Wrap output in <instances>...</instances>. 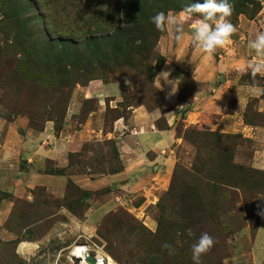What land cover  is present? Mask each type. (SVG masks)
Instances as JSON below:
<instances>
[{
    "label": "rangeland",
    "instance_id": "obj_1",
    "mask_svg": "<svg viewBox=\"0 0 264 264\" xmlns=\"http://www.w3.org/2000/svg\"><path fill=\"white\" fill-rule=\"evenodd\" d=\"M123 1L0 0V126L25 121L36 136L46 120H54L57 130L66 122L67 128L64 126L61 132L67 135L75 132L87 113L98 111L99 104L103 110L97 112L93 127H100L108 136L115 123L124 120L115 121L116 116L128 117L133 107L160 109L163 115L171 110L152 84V71L144 75L135 66L113 57L92 60L79 71L73 66L72 50L63 58L55 57L56 41L79 45L121 26ZM154 1L159 0L150 3ZM162 1V8L173 14L186 5L204 3ZM254 2L251 6L245 4L253 19L232 11L228 19L236 31L223 50L249 33L244 25L243 30L239 28L241 19L252 22L257 35L264 32V0ZM156 51L161 55L158 48ZM239 78L240 83H264V77L249 70ZM93 81L103 85V95L124 81L121 98L112 105L115 107L108 106L109 100L105 106L104 102L81 96ZM193 86V81L187 79L183 98L191 99ZM75 93L80 94L79 99ZM75 105L81 107V115V111L72 114ZM260 111L257 100L248 101L244 115L247 126L264 127V112ZM165 121L161 118L158 126L163 128ZM174 129L181 140L171 153L174 166L167 184L161 179H149L123 197L127 192L88 191L84 188H93L87 186V181H69L63 191L36 187L26 197L10 196L12 211L4 226L15 238L0 241V264H78L72 261L71 247L83 237L90 247L77 246L97 253L100 264H107L108 259L116 264H193L191 246L205 232L214 244L201 256V264H264V232L260 230L264 221L260 214L264 212V143L259 149L250 135L210 131L185 121H179ZM107 136L87 135L88 140L81 141L85 138L82 131L77 140L79 153L70 156L68 166L59 168L47 161L44 170H52V174L61 170L63 175L75 177L89 174L91 178L120 170L122 161L116 142ZM138 169L134 166L132 171ZM208 175L213 177L206 178ZM164 244H171L175 254L169 256ZM26 250L33 252L24 254Z\"/></svg>",
    "mask_w": 264,
    "mask_h": 264
},
{
    "label": "crops",
    "instance_id": "obj_2",
    "mask_svg": "<svg viewBox=\"0 0 264 264\" xmlns=\"http://www.w3.org/2000/svg\"><path fill=\"white\" fill-rule=\"evenodd\" d=\"M191 23L192 21L184 23L185 38L180 44H177L169 30L159 40L157 47L159 53L166 59L160 72L171 71L170 79L182 77L177 93L170 99H166L170 91L169 86L161 82L164 90L159 92L171 107L167 114L163 115L160 109L133 107L126 121L119 120L117 124L114 122L115 128L113 127L108 136L100 127H93L94 122L97 121V112L103 110L100 109L99 104L98 111L89 113L86 120L81 125H77L75 132H69L67 135H63L62 132L56 133L53 122H47L44 130L38 132L36 136L28 129L25 121L23 124L21 121H14L4 128L0 126V241L2 243L11 242L15 238L4 226L13 206L10 196L11 198L26 197L29 191L36 187L63 191L69 181L77 184L87 181V186L93 188L85 187L84 189L88 191L101 189H107L109 193L121 191L122 194L127 192L123 195L127 197L131 190L146 184L149 179L169 181L174 166L171 153L181 140L174 129L179 121H185L188 125L202 126L215 132L250 135L257 141L259 149L262 147L264 127L247 126L244 115L247 103L251 99L257 100V107L262 109L260 112H264L263 87L239 82L241 73L247 70L251 72L248 67L249 61L264 63V56H257L255 51L248 47L249 41L254 40L257 35L256 31H253V25L250 24L252 22L241 19L239 28L243 30L244 25L249 33L243 35L241 41L234 42L231 48L223 50V45L211 53H204L194 48L191 43ZM235 43L240 45L235 48ZM257 74L264 77V72ZM187 79L194 83L191 99L188 100L183 98L187 92L183 89ZM102 86L100 81H93L81 96L93 98L100 104L104 102L105 106L107 100L110 102L108 106L117 104L125 86L124 81L118 84L116 90L109 91L105 95ZM75 94L79 99L80 94ZM75 107L76 105L71 109L72 114L76 115L81 111V107ZM161 118H166L163 128L157 125ZM90 127L92 129H88ZM82 131L85 132V138L81 141L88 140L87 135L91 138L107 136L109 139H114L123 170L116 174H99L93 178L89 174L84 175V178L47 174L44 170L47 161L60 168L65 164L68 166L70 154L79 153L77 140ZM41 166H43L41 169L31 171L33 167ZM134 166L139 168L135 172L132 171ZM1 194L9 198H3ZM69 219L67 222L70 221ZM260 230L262 234L264 221Z\"/></svg>",
    "mask_w": 264,
    "mask_h": 264
},
{
    "label": "trees",
    "instance_id": "obj_3",
    "mask_svg": "<svg viewBox=\"0 0 264 264\" xmlns=\"http://www.w3.org/2000/svg\"><path fill=\"white\" fill-rule=\"evenodd\" d=\"M150 1L151 0H124L123 5L121 6V10H122L121 15L124 18L123 24L121 26L116 27L113 31L108 32L101 37H91V39H87L84 43L79 45L78 44L70 45V43H68L69 46H67L66 43L63 41H56L55 42L56 45L54 48V52L58 51V54L55 56L56 59L63 58L68 50H72L75 53L73 59L74 60L73 66L74 68H77L80 71V67L86 66V64H90L92 60L96 61L97 58H101V57H106V58L113 57L115 61L123 60L124 64L135 66L141 72H143L144 75H148L152 71L153 76L155 78V76L160 72L161 67L166 61L164 57L156 53L157 52L156 48L158 47L159 40L161 39V37L165 35L167 32L158 31L155 28L154 24L151 23L150 18L156 14L155 11L157 12L164 10L168 11L169 9H166L165 7L162 8L163 5H160L159 3L160 0L158 2L154 1L153 3H150ZM162 2L166 4L168 3L170 4L171 2L181 4L183 0H163ZM231 2L234 11H237L238 13H244L247 16H251L250 9L245 4H248L250 6L255 5L254 0H231ZM159 6L160 8H158ZM260 10L261 8L257 11L256 15ZM250 19H253V17L251 16ZM78 51L79 54L78 53L76 54V52ZM157 57H159L160 60H157ZM260 86L263 87L262 96L264 98V83L261 84ZM67 101H68L66 108L67 110H65L66 114L64 113L63 115V118L65 116L64 122L66 121V115L70 104V98H68ZM81 114H82V110L80 115ZM87 116L88 113L83 119L84 121L86 120ZM128 117H125L123 114H119L116 116L115 121L121 118H123L126 121ZM47 122L54 123V130L56 133L61 132V130L63 129L66 123L65 122L62 125V127L59 130H57L56 123L54 122V120H46L39 131L44 130L45 124ZM71 155L73 156V154H70V156ZM70 156L69 158L72 157ZM123 168H124L123 165H121L120 170L115 172H108V174L119 173L123 170ZM50 171L52 170H48V169L45 170L47 174H52L49 173ZM53 172H55L53 173L54 175H63V172L61 170H55ZM211 177L213 176L208 175L206 178H211ZM211 181L218 182L213 179H211ZM219 183L224 184V182L222 183L219 182ZM9 232L11 231L9 230ZM81 241L87 242V239L83 237Z\"/></svg>",
    "mask_w": 264,
    "mask_h": 264
},
{
    "label": "clouds",
    "instance_id": "obj_4",
    "mask_svg": "<svg viewBox=\"0 0 264 264\" xmlns=\"http://www.w3.org/2000/svg\"><path fill=\"white\" fill-rule=\"evenodd\" d=\"M232 11L230 0H204L203 4L186 5L176 14H173L172 11L167 13L159 11L150 20L158 31L170 30L177 44H180L185 38L184 23L191 20L192 45L204 53H211L217 47L228 43L236 31L235 26L228 19L232 15ZM248 47L253 49L257 56H264V32L256 35L254 40H250ZM248 67L253 75L264 72V63L249 61ZM171 75V71L162 70L152 81L153 86L161 91L164 90L161 82L163 85L169 86L170 91L166 99H170L177 93L182 82V77L170 79ZM260 214L264 215V212ZM213 244V238L208 233H201L198 240L191 246L193 264H201V256L207 253ZM162 247L167 249L169 256L175 254V249L171 244H164Z\"/></svg>",
    "mask_w": 264,
    "mask_h": 264
},
{
    "label": "bare ground",
    "instance_id": "obj_5",
    "mask_svg": "<svg viewBox=\"0 0 264 264\" xmlns=\"http://www.w3.org/2000/svg\"><path fill=\"white\" fill-rule=\"evenodd\" d=\"M72 248V247H71ZM33 251L32 250H26V253L24 254H31ZM72 254L76 255L77 257L80 258V261H78V264H90L89 262L86 261V258L88 257V252L86 251L85 247H80L77 246V244L73 247ZM96 255V264H100L99 260L97 258V253ZM107 264H116L112 259H108L106 262Z\"/></svg>",
    "mask_w": 264,
    "mask_h": 264
},
{
    "label": "built area",
    "instance_id": "obj_6",
    "mask_svg": "<svg viewBox=\"0 0 264 264\" xmlns=\"http://www.w3.org/2000/svg\"><path fill=\"white\" fill-rule=\"evenodd\" d=\"M77 244H82L83 246H87L88 248L90 247L89 246V244H86V242H79V243H77ZM76 245V244H75ZM75 245H73L72 246V248H71V255H72V261L74 262V261H79L80 260V258L79 257H77L76 255H74V254H72V251H73V247L75 246ZM89 257H94L95 259H96V255L95 254H91V251L89 250V254H88V257L87 258H89ZM86 258V259H87Z\"/></svg>",
    "mask_w": 264,
    "mask_h": 264
},
{
    "label": "water",
    "instance_id": "obj_7",
    "mask_svg": "<svg viewBox=\"0 0 264 264\" xmlns=\"http://www.w3.org/2000/svg\"><path fill=\"white\" fill-rule=\"evenodd\" d=\"M86 261L89 262L90 264H96V259L94 257H89L86 259Z\"/></svg>",
    "mask_w": 264,
    "mask_h": 264
}]
</instances>
